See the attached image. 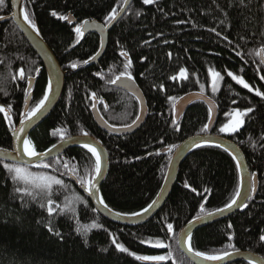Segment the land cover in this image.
<instances>
[{
    "label": "trees",
    "instance_id": "trees-1",
    "mask_svg": "<svg viewBox=\"0 0 264 264\" xmlns=\"http://www.w3.org/2000/svg\"><path fill=\"white\" fill-rule=\"evenodd\" d=\"M122 2L22 1L40 37L66 73L59 102L28 139L38 153L61 142V135L65 139L87 133L97 139L108 155V171L100 187L104 203L116 213L142 212L156 197L167 172L171 152L164 154L162 150L206 133L209 109L203 102H193L177 122L174 103L188 93L204 94L217 106L211 133L227 137L240 148L250 173L257 176L258 189L243 211L195 230L190 244L194 251L210 254L233 252L228 247L231 244L264 259V240L260 239L264 236V96L256 94V90L264 93V66L255 54L264 41V0H244L243 4L240 0H154L149 4L132 0L109 31L102 57L95 64L84 63L98 52L100 38L88 34L81 40L75 27L90 20L105 24V17L114 7L119 12ZM10 13V1L4 0L0 17ZM61 16H71L75 23H67ZM129 60L127 71L144 96L147 115L134 133L111 136L94 123L91 98L95 93L98 110L109 125L131 124L138 115L137 101L108 83L126 71L124 65ZM73 63L76 68L71 67ZM41 67L13 22L0 23V107L11 106L7 112H0L1 149L12 147L10 130L22 119L26 80L36 76L28 110L44 96L47 77L44 70L39 71ZM181 68L186 70L183 76ZM209 69L223 77L215 92ZM21 70L23 81L18 78ZM229 72L242 76L251 90L233 80ZM246 108L252 112L244 117L238 131H219L232 122L235 109ZM94 160L89 150L77 147L40 163L48 164L47 168L27 166L63 182L53 185L50 197L36 199L16 192L23 185L13 181L0 164V264H191L178 249L179 230L203 215L201 205L207 212H216L239 190L233 158L221 148L202 146L185 158L169 196L150 220L135 227L121 226L101 217L68 179L72 175L82 185L79 181L91 173ZM49 198L54 201L52 207H62L71 200L75 211L57 209L49 215ZM168 224L173 226L171 234ZM113 241L123 244L128 252L117 250ZM157 242L165 246L155 247ZM131 253L171 256L164 261H139Z\"/></svg>",
    "mask_w": 264,
    "mask_h": 264
},
{
    "label": "water",
    "instance_id": "water-1",
    "mask_svg": "<svg viewBox=\"0 0 264 264\" xmlns=\"http://www.w3.org/2000/svg\"><path fill=\"white\" fill-rule=\"evenodd\" d=\"M11 13L4 17V19H0V23L5 21H12L19 32L22 34L23 38L26 40L30 48L34 51L37 55L39 61L42 64V67L39 71L44 70L46 77H47V84L49 79H51L53 88L52 91L49 92V99L45 102L44 107L31 119V122H25V131L21 132V136L29 134L43 121L46 117L51 113L54 109L56 104L59 102L60 97L62 95L65 83V72L62 70L61 66L59 65L57 59L50 51L47 44L44 40L40 37V35L36 34V31H33L23 20V15L21 13V9H23L22 1L23 0H9ZM132 0H127V3L124 5L123 9H120L118 15L115 20L110 21L106 27H103L104 24L97 22L95 20L88 21V25L84 28L83 35L81 36V40H83L88 34H97L100 38V47L98 52L92 57L88 64H95L104 54L106 47H107V40H108V33L112 29V27L121 19V17L127 11L130 3ZM69 19L65 20L67 23H75L71 16H68ZM83 24V23H82ZM126 59L127 57L123 55ZM260 59V58H259ZM264 66V63H262ZM20 81H23V78L18 75ZM31 79H27V91L29 93L27 97V101L25 102V106L23 109V113L29 109L31 96L32 93L30 92L35 81V77H30ZM112 87L120 89L130 96H132L138 103L139 110L138 115L140 118L137 120L136 124L130 128L124 127H117L109 125L104 118L102 117L100 111L98 110V102L96 101L95 97L92 96V102L95 104V108H91L92 117L94 119V123L96 124L97 128L102 130L103 132L107 133L111 136H126L129 134L134 133L138 130L142 124L144 123L145 117L147 115V108L145 104L144 96L141 90L138 88L136 82L134 81L133 77L131 80H124L117 81L116 84H111ZM195 101L203 102L209 110H211V119H209L206 129V133L200 135L191 136L185 140H183L178 146V148H174L171 151V161H169L167 172L164 178V181L161 185L159 192L157 193L156 197L153 201L155 204L147 213L140 212L141 215L138 217L132 215H117L116 212L110 210L109 208H105L104 204L100 203V187L103 181L106 178L107 171H108V155L102 146V144L95 138L89 135H75L71 136V140L69 137L65 138L58 144L56 147H51L47 151L44 152V156L41 160H38L36 157H28L23 154V147L22 141H18L15 136V132L19 130L21 127V123L19 122L17 125L14 126L12 130H10L12 136V147L11 149H1L0 148V160H3L6 163H26L29 167H35L40 163L49 161L54 159L64 152L72 148H84V143H91L97 151L102 154V171L96 181V187L92 191H85L86 185L82 186L78 184L77 179L69 175L68 179L74 183L76 186L79 187L81 193H83L91 202L93 207L95 208L96 212L103 218L109 220L112 223L126 226V227H135L146 223L150 220L162 207L164 202L166 201L167 197L169 196L177 175L179 168L185 158L195 149L202 147V146H214L223 149L226 151L235 161L238 173H239V192L240 196L236 197L238 203L233 205L230 209H225V211L221 213L213 212V215L210 218H204L201 220H192V223L189 222L185 224L177 234V246L179 251L184 255V257L191 263V264H230L234 262H247L250 264H264V259L259 256L258 254L248 252V251H238V253H234L230 257L225 258L223 261H207L200 257H195L192 253L188 252V233H192L212 222H216L222 220L237 210L243 211L246 208V204L250 198L246 197H254L257 189H258V179L256 174L251 175L246 161L244 159V155L240 148L227 137L222 135H216L211 133V130L214 126L216 116H217V106L216 104L207 96L199 92H192L180 97L173 105V117L175 122H177L180 117L183 115L184 111ZM136 120V119H135ZM132 124V123H131ZM77 141V142H74ZM204 141H210L209 143H204ZM88 150V149H87ZM7 152L9 155H4ZM17 152L20 155H17ZM168 150L164 149L161 153H167ZM95 192V194H93ZM152 201V202H153ZM151 202V203H152ZM243 205V206H241ZM171 234V232H169ZM157 262V261H156Z\"/></svg>",
    "mask_w": 264,
    "mask_h": 264
},
{
    "label": "snow or ice",
    "instance_id": "snow-or-ice-1",
    "mask_svg": "<svg viewBox=\"0 0 264 264\" xmlns=\"http://www.w3.org/2000/svg\"><path fill=\"white\" fill-rule=\"evenodd\" d=\"M144 3L149 4V3H153L154 0H143ZM244 0H240V3L243 4ZM127 3V0H123V2L119 5V7L121 9L124 8V5ZM4 4V0H0V6H3ZM21 13L23 15V20L24 22L33 30L36 31V34L39 35V32L37 31V25L35 23V21L33 19L30 18L29 14L27 11H25L24 9H21ZM139 12L136 13L137 16H139ZM53 16H56L57 13L55 11L52 12ZM118 15V11L117 8H113L112 11L108 14V16L105 17V24L103 25V27L107 26V23L115 20L116 17ZM60 18L68 20L69 17L66 16H61ZM0 19H4V17H0ZM88 25V21H84L83 24H78L74 31L82 36L83 32H84V28ZM123 55L127 56L126 53H122ZM239 55V53H237ZM255 54L257 56H259L260 58V62L264 63V41L261 42V46L259 49L255 50ZM88 61H84V63H87ZM72 68H76L77 65L75 63L71 64ZM126 71L121 72L119 76H116L115 79L108 81V83L110 84H116L117 81H121L122 79L124 80H131L132 76L131 73L129 71H127V69H129L131 67V61L129 60V62L127 64L124 65ZM38 71V69H37ZM185 69L181 68L180 70V74L183 76L185 73ZM209 73L212 77V90L213 92L218 90V81L223 79V77L221 76V74L219 72H216L213 69H209ZM20 77L23 78V70L20 71L19 73ZM229 76H232L233 80H235L238 84L243 85L244 88H249L250 86L249 84L244 80V78L242 76H236L233 75L231 72L228 73ZM13 79H15V77H13ZM31 79V78H29ZM262 79H264V77H262ZM53 88V84L51 79H49L47 87L45 89L44 92V96L41 100H39V102L35 105V107H32L30 110H26L24 113H22V119L20 121L21 123V127L19 128L18 131L15 132V136L16 139L18 141H22V147H23V154L25 156L28 157H36L38 160H41L44 156V153H38L36 151L35 145L33 144V142L28 139L27 135L25 136H21L20 133L25 131V122H31V119L36 116V114L44 107L45 102L49 99V92L52 91ZM201 89L203 90V85H201ZM251 90V89H250ZM256 94L258 96H264V93H261L259 90H256ZM93 97L96 96L95 93L92 94ZM27 97H28V91L27 89L25 90V99L27 101ZM170 100L175 101V97H169ZM233 103H235V101H233ZM95 104L92 105L93 108H95ZM11 106H8V109H5L4 107H0V112H7L8 110H10ZM250 112H252V108H246V109H235L234 110V119L232 120V122L230 124H226L224 126H222L219 131L224 133V132H236L239 130V128L244 124V117H246ZM139 116L136 117V120L132 121V124H125L123 125L124 128H130L133 125L136 124L137 120H139ZM209 119H211V110H209ZM208 125L206 124L204 126L205 129H207ZM60 131V130H57ZM84 135L86 136L87 133H84ZM72 138L69 137V140H71ZM61 140H64V136L61 135ZM77 142V141H74ZM210 141H204V143H209ZM255 143V142H253ZM53 148L56 147V145L52 146ZM84 147L87 148L93 155V157L95 158L94 160V165L92 168L91 173H89L86 177V179H81L79 182L82 184V186L86 185L85 187V191H92L93 189H95L96 187V181L99 177V175L101 174L102 171V154L97 151V149L91 144V143H84ZM178 145H169L168 146V151L171 152L173 148H178ZM4 155H9L7 152L4 153ZM17 155L19 156L20 153L17 152ZM170 161H171V157H170ZM0 164H3L4 169L7 170V172L9 174H11V178L13 181H16L18 183H20L21 187H17L15 189L16 192L18 193H22L24 196H28V197H32L33 199H36L38 196H48L50 197V195L53 192V185H62V181L60 179H58L56 176L53 175H48L42 172H33L30 171L29 168L27 167L26 163H4L3 160H0ZM40 167H44L47 168L49 167L48 164H40L38 165ZM65 167H68L67 163L65 164ZM73 171H74V167H73ZM253 175H255L253 173ZM205 191H207V189H205ZM93 194H95V192H93ZM240 196V192L237 189L235 195L232 197L230 203L225 204L223 208H218L216 209V213H221L223 211H225V209H230L233 205H236L238 203L236 197ZM246 198H250V197H246ZM76 199H80L79 197H77ZM100 203L104 204V207L107 209L108 205L104 203L103 199H100ZM54 204V201L51 200L50 198L47 199V211L49 213V215H51L53 212L57 211V209L60 212H65V211H72L74 212L75 209L74 207H72V201L71 200H66L65 204L61 207L59 205H57L56 207H52V205ZM155 204V201H153L152 203H150L146 208H143L141 211L143 213H147L149 211V209H151L153 207V205ZM243 206V205H241ZM41 207H45L44 204H41ZM110 211V209H109ZM201 212L203 213L202 216H197L194 219L195 220H201L204 218H210L213 213L212 212H207L204 210V206L201 205ZM117 215H127V214H122V213H116ZM130 215L138 217L141 215L140 212H133ZM189 223L191 224L192 221H189ZM93 227H97L98 225L93 224ZM172 224H168L167 228L168 231L171 232L172 231ZM229 227H231V225H229ZM77 231H80V229L78 228ZM229 239H231V237H229ZM261 240H264V236L260 237ZM190 240H191V233H188V241H186V243H188V252L192 253L195 257H200L204 260L207 261H223L225 258L230 257L231 255H233L234 253H238V249H235L233 247V245L229 244L228 247L229 248H233V252H229V251H223L222 253H218V254H210L207 252H203V251H194V249L192 248L191 244H190ZM113 243H116L115 241H113ZM165 245L162 242H157V244L155 245V247H164ZM116 248L117 250L121 251V252H128V249L123 245V244H119L116 243ZM131 255L135 256L136 260L139 261H164L170 258L171 253H168L167 255H137L135 253H131Z\"/></svg>",
    "mask_w": 264,
    "mask_h": 264
},
{
    "label": "bare ground",
    "instance_id": "bare-ground-1",
    "mask_svg": "<svg viewBox=\"0 0 264 264\" xmlns=\"http://www.w3.org/2000/svg\"><path fill=\"white\" fill-rule=\"evenodd\" d=\"M109 23V22H108ZM117 89V88H116ZM114 126V125H113ZM79 148V147H78ZM251 175H253V174H251Z\"/></svg>",
    "mask_w": 264,
    "mask_h": 264
}]
</instances>
